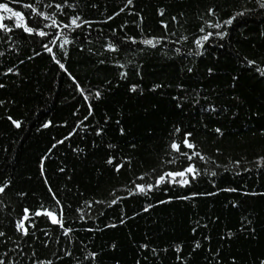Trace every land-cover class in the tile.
Masks as SVG:
<instances>
[{"label":"trees","instance_id":"obj_1","mask_svg":"<svg viewBox=\"0 0 264 264\" xmlns=\"http://www.w3.org/2000/svg\"><path fill=\"white\" fill-rule=\"evenodd\" d=\"M262 3L0 0V262L264 264Z\"/></svg>","mask_w":264,"mask_h":264},{"label":"snow or ice","instance_id":"obj_2","mask_svg":"<svg viewBox=\"0 0 264 264\" xmlns=\"http://www.w3.org/2000/svg\"><path fill=\"white\" fill-rule=\"evenodd\" d=\"M128 2L131 3V0H128ZM261 6L264 7V3H262ZM29 7H31V6H29ZM57 7L59 8V7H62V6L61 5H57ZM0 10H3L5 12H11L12 11L10 8H8V6L6 4H0ZM13 15L16 16V17H20V13H18V12L17 13H13ZM237 15H243V13H238ZM0 19H2V17H0ZM232 19H235V17H233ZM231 22L232 21L229 20V21H226L225 23L231 24ZM53 23H55V21ZM72 24H76V19H73L72 20ZM77 26H79V25H77ZM216 26L217 27H220V25H216ZM0 28H4V29H6L8 31L11 30V29H8L7 26L6 25H3V24H0ZM28 31H32V30L31 29H28ZM40 35L43 36V35H45V33L44 32H40ZM209 35H211V34H209ZM204 39L207 40L208 39V36H205ZM67 42L68 41H66V40L64 41V43H67ZM144 43L147 44V45H151L153 47L156 46L155 43L153 42V40H146V41H144ZM197 43L199 44L200 41H197ZM261 74H264V70H261ZM96 95L98 97L99 96V93H97ZM14 123H16V126L17 127L20 126L19 123H17V122H14ZM217 131H219V130H217ZM185 143H187V141H185ZM187 146L188 147H193V145H191V144H188ZM172 147L173 148H176L177 150H179V146L178 145L173 144ZM188 171L189 172H192L193 169L189 168ZM169 175H171V174H169ZM179 175H184V173H180ZM184 183H187V181H184ZM140 191H144V189L143 188H140ZM3 192H4V187H0V193H3ZM25 211L27 212V210H25ZM49 215H51V214L49 213ZM25 219H27V217H25ZM53 222L54 223H58L59 221L53 219ZM18 229L19 230H22L24 232V234H27V229L24 227L23 223H19L18 224ZM0 235H2V233H0ZM198 246L199 245H197V247ZM0 264H2V262H0Z\"/></svg>","mask_w":264,"mask_h":264},{"label":"water","instance_id":"obj_3","mask_svg":"<svg viewBox=\"0 0 264 264\" xmlns=\"http://www.w3.org/2000/svg\"><path fill=\"white\" fill-rule=\"evenodd\" d=\"M49 213H50L51 215H49ZM46 214H47V216L50 218V220H51L52 222H53V219H55V220L59 221V218H58V216H57V215H55L54 213L47 212ZM53 223H54V222H53ZM54 224H59V222H58V223H54Z\"/></svg>","mask_w":264,"mask_h":264}]
</instances>
